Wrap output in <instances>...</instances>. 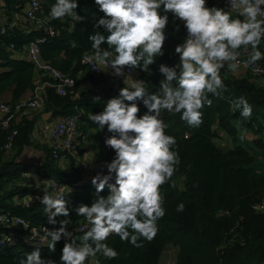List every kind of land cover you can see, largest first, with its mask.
Segmentation results:
<instances>
[{"label":"trees","instance_id":"trees-1","mask_svg":"<svg viewBox=\"0 0 264 264\" xmlns=\"http://www.w3.org/2000/svg\"><path fill=\"white\" fill-rule=\"evenodd\" d=\"M53 3L54 0H42L39 15L53 27V35L35 30L25 21L24 26L31 27L28 32L26 28V31L12 28L6 36L0 37V102L8 92L11 102L25 98L27 92L32 93L38 79L34 64L9 49L10 43L21 49L30 41L44 38L40 44L41 59L75 80L73 94L59 95L55 89L46 87L43 109L32 117L21 118L16 125L18 134L12 150L8 154L0 153V212L25 218L29 222V230L31 227L52 230L58 228L59 223H47L43 205L34 202L27 208L21 203L23 195L44 194L45 191L24 183L23 171L38 174L42 181L53 179L70 187L84 179L81 166H76L74 161L67 164V154L62 155L60 162L55 160L46 145H40L45 152L41 164L16 161L25 146L37 144L32 139L36 126L39 122L49 123L60 115L78 116L79 140L86 142L88 150L103 160L104 167L114 157V151L104 143L111 133L106 127L99 131L88 116L90 112H101L107 99L117 96L119 90L126 87L123 81L110 73L94 74L81 63L82 57L92 51L88 36L94 32L97 17L103 15L94 0H78L76 11L85 18L79 22L69 17L63 21H49L48 12ZM208 5L226 8V3L217 0H208ZM24 8V0H2L0 12L9 19L15 13L23 14ZM168 15L163 55L149 66V72L134 69L149 92L158 91L160 81L164 79L158 71L161 64L171 67L179 63L174 48L183 42L186 35L182 22L174 20L171 13ZM261 50L264 51V45ZM221 76L226 91L219 96L209 94L212 104L201 109L203 123L199 127L188 126L179 114L161 113L169 125L167 133L177 140L175 147L180 164L171 181L160 189L166 214L158 221L156 237L150 242L143 241V247L136 248L115 235L110 236L107 242L119 256L108 260L98 254L96 259L100 264H158L166 247L175 249L174 264H264V211L253 210L254 205L264 204V82H260L258 76L246 72L232 73L227 68L221 70ZM241 96L252 106L250 118L241 117L239 109L235 108L233 102ZM137 104L140 108L138 115L147 111L142 102L137 101ZM45 112H53V117L43 121ZM218 131H223L222 138L227 135L233 146L218 145L215 142ZM243 131L251 134V144L247 147L241 144V141H249L240 136ZM2 142L3 136H0V144ZM103 172L106 174V167ZM46 191L52 194L50 190ZM96 195L106 197L107 187L97 193L88 181L70 189L64 197L70 215L56 219H69L71 226L85 223L75 214V207L82 203L90 204ZM181 202L185 206L184 211L177 212L176 206ZM14 232L18 235L25 233ZM73 234L80 236L83 231ZM62 246L61 240L55 253L50 252L47 245L39 246L42 258H51L60 264ZM36 247L23 243L0 247V264H19V259Z\"/></svg>","mask_w":264,"mask_h":264},{"label":"clouds","instance_id":"clouds-1","mask_svg":"<svg viewBox=\"0 0 264 264\" xmlns=\"http://www.w3.org/2000/svg\"><path fill=\"white\" fill-rule=\"evenodd\" d=\"M2 2V0H0ZM102 16L97 17L93 34L88 36L91 53L87 62L98 64L96 69L109 71L122 77L127 67L149 72V66L163 55L169 13L183 24L186 35L175 46L179 63L161 64L159 73L164 77L159 90L149 92L143 80L133 79L119 90L117 96L107 99L103 110L89 113L88 119L99 131L111 133L104 141L114 151L106 162V174L98 172L91 184L100 193L106 187V197L96 195L90 204L75 207V214L86 223L83 234L74 236L69 230L65 192L49 194V181L43 183L42 197L47 223L58 228H45L47 249L55 253L63 240L60 264H87L90 257L99 254L108 260L117 259L119 253L107 242L110 236L133 247H143V241H152L159 230L158 221L166 214L161 186L169 183L180 164L177 140L169 135V125L162 111L179 114L190 127H199L201 109L211 106L209 94L219 96L226 91L221 70L235 73L241 66L249 67L264 60V0H226L225 7L209 6L208 0H94ZM39 7V4H35ZM78 0H54L48 18L61 20L69 17L77 22L85 18L76 11ZM106 45L107 47H102ZM241 56L245 59L241 60ZM259 71V69H257ZM137 101L146 108L143 114ZM240 116H252V106L241 96L234 100ZM217 139V137L215 138ZM221 139V138H220ZM31 197L29 203H31ZM184 204L176 211L183 212ZM256 212L264 205H254ZM23 224L24 222L21 221ZM35 235L38 234H34ZM44 245V244H43ZM19 264H57L51 258H42L39 246L25 253ZM95 264H100L97 259Z\"/></svg>","mask_w":264,"mask_h":264},{"label":"built area","instance_id":"built-area-1","mask_svg":"<svg viewBox=\"0 0 264 264\" xmlns=\"http://www.w3.org/2000/svg\"><path fill=\"white\" fill-rule=\"evenodd\" d=\"M217 1H226V0H217ZM25 8L23 14L15 13L14 17L7 19L0 12V37L6 36L10 29L17 28L18 30L27 29L26 32L31 27L24 26V22H28L35 30H41L49 35L54 34L53 27L44 21V19L39 18L41 13V4L42 0H24ZM35 4H39V7H35ZM44 42V38L38 39L36 41H30L29 43L23 45L21 49L15 48L14 43H10L9 49L13 50L16 55H23L26 59L31 61L34 64L36 71L38 72V79L32 93L25 97L21 98L17 102H11L9 100H2L0 102V136H3V142L0 144V153L8 154L13 147L15 137L18 134L17 123L23 117H32L37 112L41 111L44 107V90L46 87H51L59 95H68L74 93L75 80L69 74L63 73L62 71L54 68L50 63L44 61L40 57V44ZM88 55L82 57L81 63L90 69L94 74H99L102 70L96 69L99 67L98 64L89 63L86 60ZM245 59L244 56H241V60ZM1 62V61H0ZM259 69V71L257 70ZM124 75L114 76L116 79L124 82V86L128 87L129 74L136 76L135 70L132 69L131 73L128 72L127 67L124 68ZM112 75L111 69L107 71ZM239 73H250L252 75L258 76L260 82H264V62H257L255 65L241 68L237 71ZM235 72V73H237ZM44 77H47L45 80ZM141 80V79H140ZM47 123V122H46ZM48 125V126H47ZM35 132L43 139L47 140L49 149L51 150L52 157L59 161L62 159V155H66V163L71 164V161H74L76 166H81V170L84 173V179L75 182L70 187L65 182L56 181L53 179L48 180L49 186L48 190L52 194L65 192V194L70 189H76L81 186L84 182L91 181L94 173L92 172L90 166L85 163L86 158H80L81 153L83 154L88 150V144L79 140V125H78V116L76 115H60L53 119L51 122L45 124L39 122L36 126ZM224 136L223 131H218L216 133L217 139H220ZM84 151V152H83ZM92 166V165H91ZM93 167V166H92ZM22 177L24 183L27 185L38 186L41 191H44L43 183L37 184L38 181H42L38 174L23 171ZM42 193H28L22 196L21 203L27 207H32L34 202L40 204L36 197H42ZM31 203H29V198ZM264 205V204H259ZM21 221L24 223L22 224ZM29 222L19 215L11 214L8 212H0V247L5 246H15L18 243H23L26 246H46L47 240L42 242L40 238L45 234L44 228L40 230L36 227H31L28 229ZM69 230L76 232L86 229V223H80L77 225H69ZM25 231L23 235H18L14 232ZM34 234H38L35 235ZM63 241V240H62ZM96 257H90L87 264H95Z\"/></svg>","mask_w":264,"mask_h":264},{"label":"crops","instance_id":"crops-1","mask_svg":"<svg viewBox=\"0 0 264 264\" xmlns=\"http://www.w3.org/2000/svg\"><path fill=\"white\" fill-rule=\"evenodd\" d=\"M222 3H226V1H221ZM0 5H2V2H0ZM5 69V68H4ZM0 71H1V68H0ZM133 79H136V80H140V78L136 75L133 77ZM130 84V81L128 82V86ZM30 95V92H27L25 94V97L29 96ZM10 93H6L3 97V100H10ZM41 123H45L47 124L46 122H41ZM48 126V125H47ZM32 139L35 143L37 144H33V145H30V146H25L23 151L16 157V161L18 162H23V163H29V164H41L45 158V152L43 151V149L40 147L41 146H47L48 147V144H47V140L46 139H43L41 138L40 136H38V134L36 132H34L32 134ZM39 145V147H38ZM29 149V154H28V150ZM28 154V156H27ZM81 157L82 158H86V159H89L91 158L90 160L93 161L94 164V175L95 176L98 172H102L104 173L102 170H103V160H101L100 158H97L96 155L93 154V152H91L90 150H88V152L86 153H83L81 154ZM105 174V173H104ZM169 249L172 250V248L169 247Z\"/></svg>","mask_w":264,"mask_h":264},{"label":"rangeland","instance_id":"rangeland-1","mask_svg":"<svg viewBox=\"0 0 264 264\" xmlns=\"http://www.w3.org/2000/svg\"><path fill=\"white\" fill-rule=\"evenodd\" d=\"M240 136H242V138L244 140H249L248 142L247 141H241V144L244 147H247L248 144H251V142H250V140H251L250 132L243 131V132L240 133ZM215 142L218 145H222V146H226V145L227 146H233V143H231V140L228 138L227 135L224 138L215 139ZM27 151H28V154H29V149ZM28 154H27V156H28ZM79 157L81 158V155ZM90 159L91 158L86 159V161H84V162L87 163L90 166L91 170H92L93 169L92 166H94L93 165L94 163ZM94 170L95 169L92 170L93 173L95 172ZM174 257H175V249L172 248V250H171V249H169V247L165 248L164 253L162 254V257H161V259H160L158 264H174Z\"/></svg>","mask_w":264,"mask_h":264},{"label":"water","instance_id":"water-1","mask_svg":"<svg viewBox=\"0 0 264 264\" xmlns=\"http://www.w3.org/2000/svg\"><path fill=\"white\" fill-rule=\"evenodd\" d=\"M53 117V112H45L43 115H42V120L43 121H46V120H48V119H50V118H52ZM166 248H168V247H166Z\"/></svg>","mask_w":264,"mask_h":264}]
</instances>
